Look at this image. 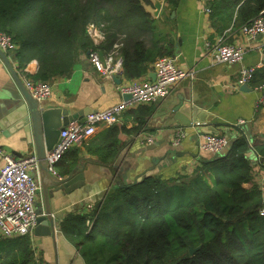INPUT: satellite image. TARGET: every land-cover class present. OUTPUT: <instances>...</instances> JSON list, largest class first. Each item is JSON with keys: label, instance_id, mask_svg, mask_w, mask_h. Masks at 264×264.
Wrapping results in <instances>:
<instances>
[{"label": "trees", "instance_id": "obj_1", "mask_svg": "<svg viewBox=\"0 0 264 264\" xmlns=\"http://www.w3.org/2000/svg\"><path fill=\"white\" fill-rule=\"evenodd\" d=\"M177 6L180 0H164ZM150 0H0V30L19 46L12 53L20 69L38 62L34 78L50 82L72 74L77 62H90L94 49L86 27L102 23L105 48L124 37L120 54L129 80L145 75L161 56H174L175 36L161 32L157 18L145 10ZM211 26L218 34L240 29L264 16V0H207ZM250 85L264 92V67ZM141 105L130 116L137 125L110 126L86 146L101 162H112L124 143L121 134L147 130L154 104ZM154 131L155 129H151ZM223 155L199 158L177 174H152L138 183L120 182L100 207L69 213L61 223L65 238L86 264H264V193L253 182L248 154L264 158V140L251 145L245 136L231 142ZM79 150H70L74 165ZM73 168H64L68 175ZM91 222L89 224L88 222ZM12 241L0 264H44L31 236ZM0 246H5L0 242ZM197 248L191 254L190 249Z\"/></svg>", "mask_w": 264, "mask_h": 264}, {"label": "crops", "instance_id": "obj_2", "mask_svg": "<svg viewBox=\"0 0 264 264\" xmlns=\"http://www.w3.org/2000/svg\"><path fill=\"white\" fill-rule=\"evenodd\" d=\"M207 8V0H180L177 6L164 1L162 11L157 18L160 24L159 29L161 28V32L174 33L176 62L183 69L193 70L194 77L181 81L168 98L153 104L154 113L157 115L155 117L152 115L149 119L148 131L131 136L120 135L124 145L119 149V158L115 157L112 162L106 163L87 152L86 146L97 141L108 129V127H102L87 143L75 147L79 150V156L74 165L66 166L71 155L66 156L57 165L56 170L60 177H64L60 174L61 170L66 167L74 168L79 164L84 173V179H82L84 181L74 185L79 186L84 183L80 188L71 192L64 190L63 194L56 193L51 199V208L60 216V223L69 213H86L90 211L89 204H95V207L99 201L102 204L106 194L117 183H133L145 172L170 176L186 167L192 170L198 164L199 158H214L215 155L199 148L204 134L226 136L230 144L240 136H245L251 145L256 141L264 140V102L259 101L264 96V92L261 88L254 89L251 85H249L250 92L241 91V86L237 88L242 66L253 67L256 70L264 67V38L249 40L235 28L227 29L222 35L218 34L211 26ZM220 37H224L228 43L245 48L242 64H218L211 59L205 50V43L206 41L214 42ZM118 40L120 41L119 38ZM7 57L23 84L24 77L34 78L38 71L36 60L31 61L25 69H20L12 53H8ZM153 63L149 64L147 75L141 78L147 77L152 80ZM130 81L133 80L127 79L124 74L121 75L120 84ZM50 83L53 85L51 96L40 102L39 108L41 110L69 109L78 115L81 113L79 120H84L86 115L94 110H104L124 100V96L118 89L120 84L114 79L105 80L90 62H77L70 76L56 77ZM19 91L14 76L0 56V98L7 99L10 103V96L20 93ZM180 98L191 100L200 110V114L196 120L192 121L191 126L175 125L173 120H166L160 115L165 110V105L176 104ZM9 109L10 107L8 111ZM136 109L126 111L122 115L121 123L117 125L127 129L137 125L130 116ZM18 113V111L13 112L12 117L6 120L0 130V170L4 164L3 153L5 152L16 157H19L16 155L18 153L22 156L36 154L34 145L29 143L31 139L28 140L25 136L21 125V113ZM185 116L188 115L185 114ZM181 127L185 130L186 136L180 145L173 146V138ZM150 128L155 130L151 131ZM3 132L6 134L5 137ZM21 138L24 141L21 142ZM6 146L17 153L6 150ZM177 152L181 155L172 157V154ZM182 154L186 155L182 156ZM153 159H156L155 163ZM248 160L253 168V182L258 184L264 193V170L259 165L258 157L250 151ZM117 163L119 165L115 169L113 164ZM153 167L154 169L150 171ZM122 168L125 170L124 173ZM38 176L40 179V174ZM51 190L52 187L48 189L49 192ZM44 203L41 188L36 209L40 204L44 206ZM35 229L30 236L35 252L38 257L43 256L44 264H86L80 251L65 236L63 238L56 236L54 241L51 236L36 235ZM4 241L9 244L12 240L0 236V242ZM4 245L7 246L5 243Z\"/></svg>", "mask_w": 264, "mask_h": 264}, {"label": "built area", "instance_id": "obj_3", "mask_svg": "<svg viewBox=\"0 0 264 264\" xmlns=\"http://www.w3.org/2000/svg\"><path fill=\"white\" fill-rule=\"evenodd\" d=\"M206 12L210 13V9L207 8ZM86 30L94 45V49L89 53L90 63L105 80H113L115 75H122L123 59L120 54L122 42L117 40L112 46L105 48L107 32L102 23L90 22ZM240 33L246 35L249 40L264 38V16L259 15L252 22L243 25ZM205 48L211 51L210 56L215 63L240 65L244 60L245 48L228 43L224 37L214 42L206 41ZM0 49L7 54L17 49L12 36L1 30ZM153 68L156 74L155 80L145 77L118 86L123 96H131L129 100H123L104 110H94L87 114L84 120L74 121L64 127L58 144L46 156L51 173L57 174V165L64 156L71 149L91 140L102 127L109 128L121 123L122 115L130 109L168 98L178 83L194 77L193 70L181 68L175 56L158 57L153 63ZM255 71L256 68L242 66L239 71L237 88L246 83L250 85ZM23 81L26 89L36 101L42 102L51 96L53 85L50 82H43L32 77H24ZM259 101L263 103L264 96ZM185 136V130L179 129L173 138V146L180 145ZM229 145L230 140L226 136L204 134L199 148L204 152L219 154ZM3 161L4 164L0 170V236L11 240L29 236L36 228L39 216L36 203L41 192V182L38 176L39 160L36 154L16 157L4 153ZM258 162L264 170V158H258ZM88 223L91 224L90 221Z\"/></svg>", "mask_w": 264, "mask_h": 264}, {"label": "water", "instance_id": "obj_4", "mask_svg": "<svg viewBox=\"0 0 264 264\" xmlns=\"http://www.w3.org/2000/svg\"><path fill=\"white\" fill-rule=\"evenodd\" d=\"M152 4L144 5L145 10L151 14L153 18H158L163 5L164 0H150ZM0 56L4 59L6 64L8 65L12 75L14 76L17 86L19 88L18 94H13L10 96L11 101L8 102L7 99L0 98V130L3 128L6 120L12 117L13 112L21 113V125L25 131V136L29 143H32L35 148V153L39 160V174L41 181V188L44 196V206L38 205L37 212L39 214L37 218L36 225V235H47L51 236L55 241L56 236L63 238L64 234L62 232V227L60 223V216L55 214L51 208V199L55 197L56 193L63 194V191L71 192L77 188H80L83 184L79 186H74L75 183L84 181V173L80 169L81 165L75 166L71 172L64 176L59 177V175H54L49 171L48 164L46 161L47 153L52 151L60 140V133L64 129V127L68 126L70 123L77 121L80 119L81 113L78 115L76 112H72L69 109L62 108H53L49 110H41L39 108L40 102L36 101L30 92L26 89L24 84L21 82L19 77L16 75L13 67L9 62V58L7 57V53L0 49ZM156 74H152V80H155ZM114 81L118 84L121 83V75H115L113 77ZM240 90L243 92H250L251 87L249 84H243L240 87ZM131 98L130 95H124V100H129ZM10 107L9 111L8 108ZM164 111L161 112V117H164L166 120H173L175 125H180L183 127L191 126L192 121L196 120L198 115L200 114V110L196 107L191 100H185L180 98V101L176 104L170 105L167 104L164 106ZM13 110V111H12ZM11 111V112H10ZM8 112V114H7ZM18 113V114H19ZM187 114L188 116H185ZM8 115V116H7ZM157 114L154 113L155 117ZM188 117V118H187ZM179 128V127H178ZM182 128V127H181ZM3 136L6 134L3 132ZM20 141H24L22 138ZM26 142V141H25ZM27 143V142H26ZM232 143L229 145V147ZM228 147V148H229ZM228 148L221 153V155L225 154L228 151ZM6 150L12 151L11 147L6 146ZM119 153V152H118ZM116 155V158H119L120 154ZM19 157H22L21 154H16ZM180 156V153L172 154ZM186 154H182L184 156ZM153 162H156V159H153ZM114 168L117 169L118 163L113 164ZM154 169L151 168L150 171ZM122 173H124V169L122 168ZM152 175L150 172H145L138 176L133 184L142 181L145 177ZM52 187V190L49 192L48 189ZM263 198H261L258 204L263 202ZM101 201L97 203V206L100 207ZM197 248H191L190 252L193 254Z\"/></svg>", "mask_w": 264, "mask_h": 264}, {"label": "bare ground", "instance_id": "obj_5", "mask_svg": "<svg viewBox=\"0 0 264 264\" xmlns=\"http://www.w3.org/2000/svg\"><path fill=\"white\" fill-rule=\"evenodd\" d=\"M240 30V29H239ZM244 35V34H243ZM244 36H246V35H244ZM223 42H224V40H223ZM18 48H19V46L17 45V49H15V51L14 52H16V50H18ZM205 50H206V52H207V54H209V56L210 55H212V53H211V51L210 50H208L207 48H205ZM13 52V53H14ZM218 64H224V62H217ZM29 77V76H28ZM25 86V85H24ZM138 108V107H137ZM180 129H183V128H180ZM179 130V129H178ZM177 130V131H178ZM54 150V149H53ZM225 151V150H224ZM6 153V152H5ZM222 153V152H221ZM4 154V153H3ZM10 154V153H9ZM213 154V153H212ZM220 154V153H219ZM213 155H218V154H213ZM3 167V166H2ZM53 174V173H52ZM54 175H58V174H54ZM60 177V176H59ZM88 207L90 208V211H94L95 210V204H89L88 205ZM97 207H99V206H97Z\"/></svg>", "mask_w": 264, "mask_h": 264}, {"label": "rangeland", "instance_id": "obj_6", "mask_svg": "<svg viewBox=\"0 0 264 264\" xmlns=\"http://www.w3.org/2000/svg\"><path fill=\"white\" fill-rule=\"evenodd\" d=\"M119 39L121 42H123L124 37L122 35H120ZM3 243L7 244V246L9 245L7 241H4ZM7 246H0V258L2 257L1 255L4 254Z\"/></svg>", "mask_w": 264, "mask_h": 264}]
</instances>
